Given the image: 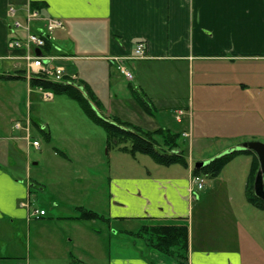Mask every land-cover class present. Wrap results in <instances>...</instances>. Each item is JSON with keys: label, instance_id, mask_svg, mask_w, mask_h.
<instances>
[{"label": "crops", "instance_id": "obj_1", "mask_svg": "<svg viewBox=\"0 0 264 264\" xmlns=\"http://www.w3.org/2000/svg\"><path fill=\"white\" fill-rule=\"evenodd\" d=\"M32 3L43 5L40 10L41 19L32 25L33 32L37 33L43 28L46 18L63 20L65 30L56 34L53 45L58 54L65 58L61 63H70L74 67L69 69L66 66V69L69 73L78 75L79 83L84 86L82 92L86 94L85 89L88 88L97 98L101 110H96L100 115L105 113L107 119L113 120L122 115L123 108L115 104L116 95L111 92L110 83L105 97L109 100L107 104L104 97L96 91L100 82H95V76L91 74L93 70L87 66L76 70L77 63L86 65L97 61L102 63L101 68H107L109 72L125 66L133 76L129 80L121 73L128 82L131 96H134L133 110L142 112V118L152 119L160 111L173 107L170 119H161L163 123L148 130L166 129L181 133L182 136L188 134L192 159H187V168L179 165L182 170L177 173H162L160 168L164 166L156 163L157 168L153 171L148 169L143 175H116L109 180L107 196L103 194L100 197L105 205L102 211L94 209L92 199L87 201L86 195L85 199L80 200L69 194L62 196L63 202L60 203L51 197L50 206L54 207V211L50 212L39 206L38 209L45 211V215L37 217L32 211V189L35 183H30L31 180L28 183L11 172L15 163H7L8 169L3 167L2 154L0 264H86L87 254L99 261L107 260L108 264H153L151 260L157 264H180L176 258L149 247L147 243L139 245L135 241L131 242L135 252L106 255L102 251L100 240L104 231L88 229L84 222L89 220L78 218L79 208L104 216L107 220L99 221L109 229L113 227V223L118 222L136 223L138 227L144 224L188 226V264H264V245L258 241H235L230 236V229H223L218 224L207 235L200 227L198 232L191 228L192 210L196 203H200L199 193L191 182L195 165L207 164L223 153L237 150L244 143L262 142L264 138V0H0V77L15 78H0V82L17 83L16 81L24 80L28 92L32 88L29 78L25 77V63L8 58L22 55L23 51L10 50L8 42L13 38H24L25 32L17 29L15 24L26 23ZM12 7L15 9L14 16L10 15ZM94 33L99 38V43L93 45L90 43L92 40L85 37L93 36ZM139 43L146 46V59H132ZM116 58L122 61H115ZM201 66L204 68L197 73L202 76L212 72L209 71L212 67H217L215 73L224 68L226 74L238 73V77L226 75L224 80L232 78L234 84H221L224 95L222 98L212 99V105L208 103L205 106V100L198 103L193 97L187 100L188 105L178 107L175 103L181 102L169 97L165 87L159 82L158 73L178 74L186 70L191 74L194 93V72ZM248 72L255 77L250 78L255 81L254 92L250 90V82L247 81ZM116 89L119 90V87ZM139 97L150 105V113L140 105ZM164 103H169V106ZM178 110L185 112L181 122L175 118ZM211 116H214L212 122L209 120ZM27 117L16 121L9 129L11 133L6 129V133L0 134V153L4 152L5 144L16 142H26L29 148L37 150L26 140ZM147 118L143 120L146 121ZM32 123L31 120V127ZM131 124L143 128L140 124ZM174 125L179 129H174ZM182 125L185 127L182 128ZM35 126L42 134L48 133L46 125ZM208 128L220 130L213 134V137L220 138L219 142H222L221 138L231 142L214 155L195 158V143L199 146L201 142L210 140L203 131ZM15 132L18 134L15 135ZM62 156L67 159L65 154ZM242 156L249 160L246 189L254 156ZM170 167L173 169L177 165ZM27 170L28 162L26 172ZM155 170L159 173L152 174ZM230 200L232 201L231 198ZM26 201L29 202V207L23 206ZM245 213L261 220L247 209ZM245 219L250 221L248 216ZM235 224L241 227L238 220ZM129 229L122 232H133ZM98 238L100 251L96 252L95 247L86 242L95 244Z\"/></svg>", "mask_w": 264, "mask_h": 264}, {"label": "rangeland", "instance_id": "obj_2", "mask_svg": "<svg viewBox=\"0 0 264 264\" xmlns=\"http://www.w3.org/2000/svg\"><path fill=\"white\" fill-rule=\"evenodd\" d=\"M85 38L89 41L92 40L90 43L93 45L94 43H99V38L95 33L93 36ZM63 65L69 67V69L74 68L70 63H64ZM76 66V70L82 66H87V68L93 70L91 74L93 77L95 76V82H100L96 91L101 97H104V101L107 104L109 100L105 97H107V92H109V83L112 85L111 92L116 95L115 104L123 108L122 115L120 117L117 116L121 121L140 124L145 131H151L148 129L164 122L161 119H170L173 107L160 111L157 116L153 114L154 117L152 119L143 117L147 118L144 121L143 115H140L142 112L137 109L133 110L132 102L134 96H131L127 87L128 82L121 75L120 70L114 68L113 72H109L107 68H101L103 66L102 63H97V61L86 63V65L77 63ZM202 68L204 66L198 67L194 72V93L191 74L187 73L186 70L178 72V74H170V72L158 73L160 76L159 82L162 87H165L169 97L173 100L176 98V100L181 102L180 104L175 103L178 107L188 105L187 100L193 97L198 103L205 100V106H208V103L212 105V99L222 98L224 95V89L221 88V84H234V79L232 78L224 80L226 75L232 74L238 77V73L229 72L226 74L224 68L215 73V68L217 67H212L209 70L212 72L205 73L202 76V74L197 73L201 72ZM125 69L127 70V68ZM247 77V81L250 82V90L252 92L256 91L254 87L255 81L250 80V78L254 77V74L248 72ZM153 80L155 81V79ZM16 82H0V134L2 132L6 133V129L12 128L16 121L28 116L27 118L33 121L31 127L32 141L37 139L41 147L35 150L31 147L29 148L26 142L7 143L4 145V152H1L0 156L3 154L4 160L2 161L5 165L3 167L8 169L7 163H15V166L10 171L16 173L19 178L28 183L30 180V183H35L32 189V209L41 206L50 212L54 211V207L50 206L51 197L60 203L63 200L62 196L72 194L80 200L85 199L84 196L86 195L87 201L92 199V207L102 211L105 205L100 197L103 194L107 196L111 178L116 175L122 177L143 175L148 172V169L153 171L157 168L155 167L156 162L152 157L143 154L133 156L120 151L113 142L109 143L106 131L89 119L77 101L72 100L67 95L56 94L52 101L46 102L43 98V91L31 87V92H28V86L24 80ZM76 82H79V79ZM203 84L211 85L204 86ZM117 86L119 90L116 89ZM121 103L124 104L122 105ZM164 105L168 107L169 103H164ZM176 105L175 107H177ZM104 115L106 114L104 113ZM213 119L214 116L209 118L211 122ZM35 125L40 127L46 125V131L50 134L51 139H46ZM172 127L179 129L177 125ZM183 127L185 125H182ZM9 131L11 133V130ZM203 131H205L210 140L201 142L199 146L195 143L193 150L195 158L214 155L231 142L224 140V138H221L223 140L219 142L218 139L220 138L213 137V134L220 131L218 129L208 128ZM14 134L17 135L18 132ZM188 138L190 136L184 134L182 140L179 141V146L174 149L175 151L168 148L160 137L156 136L154 140L158 144L156 149L159 152L174 153L178 149H184L186 158L189 159L191 157L192 159V150L190 152L189 149L190 139ZM261 141L264 143V138ZM62 153L67 156V159L61 155ZM248 161L246 156H240L233 160L218 178L204 177L205 188L199 192L200 203H196L192 210L193 224L191 222L188 223L189 226L191 223V228H194V232L195 230L198 232L200 227L204 229L207 235V232H211L214 225L218 224L222 228L230 229V236L235 241L254 240L264 245V211H260L250 205L245 195L246 175L249 168ZM27 162L29 163V170L26 172ZM178 166L173 169L172 167L164 166L160 169L162 173H177L182 170ZM157 173L159 171L155 170L152 174ZM246 209L255 213L261 220L258 221L253 216L247 215L245 213ZM246 216L250 218L249 222L245 219ZM237 220L241 222V227H237L235 224ZM84 224L92 231L100 229L104 231L100 240H102V251L106 255H126L135 252L131 247L132 241L137 242L139 245L146 244L143 239L130 236L127 233L128 231L126 233L122 232L129 228L133 232L138 231L140 227L135 225L136 223H113L111 229L107 228L99 220L84 222ZM98 240L99 238L97 241L95 240V244L92 242L86 243L95 247V251L99 252L100 244ZM151 262L157 264L153 260ZM85 263L108 264V261H99L98 258L87 254Z\"/></svg>", "mask_w": 264, "mask_h": 264}, {"label": "trees", "instance_id": "obj_3", "mask_svg": "<svg viewBox=\"0 0 264 264\" xmlns=\"http://www.w3.org/2000/svg\"><path fill=\"white\" fill-rule=\"evenodd\" d=\"M43 5L39 3H32L31 9L39 11ZM47 53L54 51L51 43L48 42L44 49ZM1 79L14 80L13 77H0ZM30 86L43 91H49L56 94L67 95L72 100L77 101L83 108L85 114L95 124L102 127L108 136V142H113L118 146V149L122 152L129 153L133 156L137 154L148 155L159 165L170 167L172 165H180L184 168L188 167V161L185 155V151L181 150L179 153H161L157 147L155 137H160L162 142L170 149L174 150L179 146V141L182 140L181 133H174L166 129H158L154 131H145L144 129L135 126L129 122H123L118 118L109 120L106 117L100 115L98 110H101V105L93 93L86 88L84 94L82 90L84 86L78 84V86L62 85L58 83L45 80L43 78H32L30 80ZM140 105L143 109L150 113V105L141 97L138 98ZM45 138L50 140V134L43 133ZM175 151V150H174ZM63 155V154H62ZM242 155H253L254 160L252 162L251 170L248 177V182L245 189L246 199L250 205L254 208L264 211V201L256 197L254 192V182L260 164L258 158L250 150H236L229 153H225L213 160L201 168H194L193 175H202L211 179L220 176L222 171L237 157ZM66 156V155H65ZM80 220H101L107 219L100 214L79 208ZM133 237L140 238L146 241L149 247H152L159 252L174 257L180 264H188L189 255V227L180 225L169 224H144L136 232H128Z\"/></svg>", "mask_w": 264, "mask_h": 264}, {"label": "built area", "instance_id": "obj_4", "mask_svg": "<svg viewBox=\"0 0 264 264\" xmlns=\"http://www.w3.org/2000/svg\"><path fill=\"white\" fill-rule=\"evenodd\" d=\"M10 15H15V9L13 7L10 8ZM40 19L41 17L38 11L28 10L26 23L22 24L16 22L15 26L18 29L24 30L26 35L23 39H13L9 41L8 47L11 50H21L23 51V54L14 55L9 58L24 62L25 71L29 78H43L58 84L74 85L78 76L75 74H67L65 67L58 64L59 61L63 60L62 57L49 53H42L41 56L36 54L37 49H45L48 42L53 43L55 41L56 33L65 29L63 20L49 17L45 19L44 27L39 30V33H33L32 24ZM134 58H146V47L143 43L137 45ZM121 72L127 78H132V75L124 68H121ZM53 97L54 96L51 92H45L43 95L46 102L53 100ZM182 115L183 112L178 111L176 117L178 121L181 120ZM39 145V142H33L35 148H39ZM191 181L192 185H194L197 190L204 189V179L201 176H193ZM23 206H28V204H23ZM34 214L37 216H43L45 215V211L35 209Z\"/></svg>", "mask_w": 264, "mask_h": 264}, {"label": "water", "instance_id": "obj_5", "mask_svg": "<svg viewBox=\"0 0 264 264\" xmlns=\"http://www.w3.org/2000/svg\"><path fill=\"white\" fill-rule=\"evenodd\" d=\"M37 54L41 55L40 50H37ZM239 150H250L252 151L258 158L260 168L257 172L254 182V192L256 197L260 200L264 201V143L259 141L247 142L239 146ZM206 163H197L195 165L196 168H201Z\"/></svg>", "mask_w": 264, "mask_h": 264}]
</instances>
